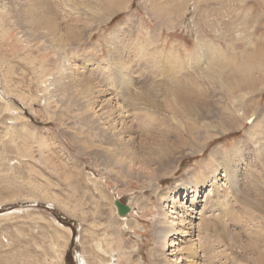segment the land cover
<instances>
[{
  "label": "rangeland",
  "instance_id": "374dc122",
  "mask_svg": "<svg viewBox=\"0 0 264 264\" xmlns=\"http://www.w3.org/2000/svg\"><path fill=\"white\" fill-rule=\"evenodd\" d=\"M80 257L264 264V0H0V264Z\"/></svg>",
  "mask_w": 264,
  "mask_h": 264
},
{
  "label": "bare ground",
  "instance_id": "6f19581e",
  "mask_svg": "<svg viewBox=\"0 0 264 264\" xmlns=\"http://www.w3.org/2000/svg\"><path fill=\"white\" fill-rule=\"evenodd\" d=\"M208 75L211 76V77H213V76L216 77L217 75L220 76V77H223V75H224V68L221 67L220 65L217 68H212V69L209 70ZM179 82L181 84V81H179ZM181 86H182V84H181ZM237 86L239 88H242V82L240 83L238 81ZM187 88L174 90V92H175V95H174L175 96V100L178 103L181 102V103H184L185 104V103H190L191 102L190 96L193 95L194 93H196L197 90L192 91L191 90L192 89L191 87H190V89H187ZM230 92H231V86H230ZM172 94H173V92H172ZM174 109H176V107H174ZM41 146H44V144H42ZM116 152H118V151H116ZM117 154H118V156H123L124 155V153H122V152H118ZM131 162H135L134 159H131V161H129L127 163V167L129 165H131L130 164ZM226 173H227V170L225 171V174L224 173L223 174H220L222 176L221 177V180L226 177ZM217 179L218 178L216 176L215 177L214 176H210V177H208V179H206L203 176L201 178L200 177L198 178V177H195L194 176L193 182L187 184V186L186 185H182L181 186V184H179L178 190L175 191V193H176L175 196L174 197H171V200L172 199L173 200L171 201L172 202L171 203V207H169V208H171V211H169L170 214H173L175 217L174 218L171 217L172 220L169 221V222L167 221V224H168L167 227H168V229L163 233L162 236H160L161 237L160 247H164L165 242L168 241V244H169V242L171 243L170 247L172 248V247H174L173 244L175 243V241H179V238H181L182 239L181 241H183V238L185 236L190 235V234L186 235L185 231H188L191 228L186 227L187 225H185L184 222L186 220H189L191 222V219L196 218V217H194V215L197 216L199 214L200 217L199 218H196V219L204 220V217L201 216V215L204 214L205 206H206L204 204V202H206V201H200V198H202V197H200V194L204 192L203 191V188L205 190V188H207V187H209L211 189V190H205L208 193L207 195H209L212 192L215 193V189L214 188L219 184V182H218ZM172 194L173 193H171L170 195H172ZM199 202L200 203H203L205 206L204 205L200 206L199 205ZM198 210H199V212H198ZM200 222H202V221H200ZM179 226L180 227H183L185 229V231H183L181 228L179 229ZM173 237H176V238H173ZM184 250H186V253H187V250H189V246L188 247H185L183 249V251ZM172 251H176V250L175 249L174 250L172 249ZM176 253L177 252L171 253V254H169V256H172L173 257V255L175 256ZM80 258H81L80 259V264H86V261H84V258L83 257H80ZM174 262H175V264H179L180 263V261H178V258ZM167 263L173 264V262L171 261V259L167 260Z\"/></svg>",
  "mask_w": 264,
  "mask_h": 264
},
{
  "label": "water",
  "instance_id": "95a60500",
  "mask_svg": "<svg viewBox=\"0 0 264 264\" xmlns=\"http://www.w3.org/2000/svg\"><path fill=\"white\" fill-rule=\"evenodd\" d=\"M114 206L116 213L120 218H126L132 211L131 205L124 203L121 199H115Z\"/></svg>",
  "mask_w": 264,
  "mask_h": 264
}]
</instances>
